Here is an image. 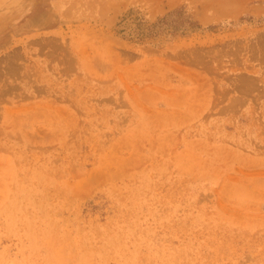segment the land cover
I'll return each mask as SVG.
<instances>
[{
    "label": "rangeland",
    "instance_id": "rangeland-1",
    "mask_svg": "<svg viewBox=\"0 0 264 264\" xmlns=\"http://www.w3.org/2000/svg\"><path fill=\"white\" fill-rule=\"evenodd\" d=\"M0 264H264V0H0Z\"/></svg>",
    "mask_w": 264,
    "mask_h": 264
}]
</instances>
